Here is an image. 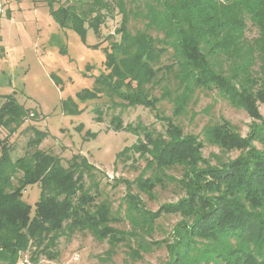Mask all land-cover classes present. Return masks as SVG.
<instances>
[{
  "label": "trees",
  "instance_id": "obj_1",
  "mask_svg": "<svg viewBox=\"0 0 264 264\" xmlns=\"http://www.w3.org/2000/svg\"><path fill=\"white\" fill-rule=\"evenodd\" d=\"M142 1L141 9L134 10L123 0L113 6L108 0H74L50 13L62 27L81 31L87 23L98 32L106 14L116 9L118 39L106 56L110 74L98 85L128 105L156 109L159 98H167L178 116L195 92L215 89L230 105L258 119V104H264V0ZM129 13L142 21L141 28L129 29ZM253 28L256 34L248 37L247 30ZM161 82L165 90L155 97L151 90ZM3 97L0 264H18L28 250L32 263L40 255L55 259L61 237L84 232L109 244L98 264H109L114 247L131 238L137 246H129V255L136 259L146 250L140 230L149 232L161 212L182 215L174 227L169 258L161 264H264V122L253 123L245 137L227 120L205 125L202 134L208 142L240 150L218 165H210L201 155V141L183 135L179 126L159 132L129 125L144 134L133 150L145 156L147 167H183L180 178H169L177 179L185 196L149 211L138 196L127 192L126 207L119 212L107 200L96 202L98 193L84 187V175L95 169L86 156L73 155L64 165L59 156L39 148L44 129L30 125L31 149L14 157L7 137L36 113L12 94ZM146 184L153 186L151 181ZM31 185L39 190L34 205L23 198ZM125 219L130 230L113 226Z\"/></svg>",
  "mask_w": 264,
  "mask_h": 264
},
{
  "label": "rangeland",
  "instance_id": "obj_2",
  "mask_svg": "<svg viewBox=\"0 0 264 264\" xmlns=\"http://www.w3.org/2000/svg\"><path fill=\"white\" fill-rule=\"evenodd\" d=\"M73 1L0 0V106L5 100L3 96L12 94L25 108L36 113V118L27 117L24 124L7 137L13 156L31 149L27 142L33 137L29 127L34 125L45 130L39 148L59 156L64 165L73 155L86 156L94 165L95 169L84 175V187L98 193L96 202L107 200L112 210L122 212L127 192H131L149 211L177 203L185 196V191L177 179L169 176L180 178L183 167H147L145 156L133 150L134 144L144 140V134L129 125L159 132H164L168 125L179 126L183 135H195L201 141L202 157L210 165H218L238 156L240 150H225L211 144L202 134L203 127L223 119L245 137L253 123L264 122V104H258L259 118H253L245 110L230 105L213 89L195 92L186 111L178 116L172 114V103L167 98H159L156 109L128 105L98 85L110 74L106 56L111 42L118 39L115 30L120 15L112 8L98 32L87 23L81 31L62 27L52 17L50 9ZM108 1L113 6L116 0ZM123 1L126 8L134 10L143 5L142 0ZM142 26V21L129 13V29L135 31ZM255 34L254 28L246 32L248 37ZM165 85L164 82L156 84L151 94L159 97ZM169 87L173 88V84ZM165 118H171L172 122ZM2 135H6L5 130ZM200 166L204 167V163ZM148 181L153 182V186L147 185ZM138 182L146 190L142 185L139 187ZM23 192L25 201L34 205L39 197L38 187L31 185ZM180 219L179 213L161 212L149 232L140 230L146 250L140 251L139 258L132 259L129 255V246H137L131 238L114 247L107 263L161 264L168 260L174 227ZM113 226L131 229L127 219ZM108 248L105 240L98 241L88 232L76 233L70 238L61 237L55 259L40 255L38 261L32 263L29 259L32 250H28L21 253L18 264H98V257Z\"/></svg>",
  "mask_w": 264,
  "mask_h": 264
}]
</instances>
